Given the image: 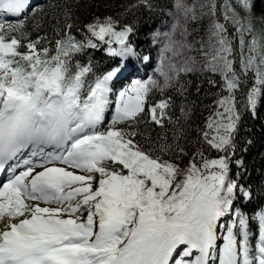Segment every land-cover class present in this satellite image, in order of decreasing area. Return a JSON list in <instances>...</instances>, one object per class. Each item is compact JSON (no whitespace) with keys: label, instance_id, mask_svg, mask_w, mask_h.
Listing matches in <instances>:
<instances>
[{"label":"snow or ice","instance_id":"snow-or-ice-1","mask_svg":"<svg viewBox=\"0 0 264 264\" xmlns=\"http://www.w3.org/2000/svg\"><path fill=\"white\" fill-rule=\"evenodd\" d=\"M81 7L0 0V264H264V0Z\"/></svg>","mask_w":264,"mask_h":264},{"label":"trees","instance_id":"trees-1","mask_svg":"<svg viewBox=\"0 0 264 264\" xmlns=\"http://www.w3.org/2000/svg\"><path fill=\"white\" fill-rule=\"evenodd\" d=\"M81 7L80 15L87 16L89 12L104 11L103 7H100L102 0H79ZM97 55H100V52L97 51ZM193 81L191 92L195 93V85L199 83L200 77L193 75L190 77ZM219 79V77H217ZM214 92V88L210 86L205 81L202 85L199 99L196 95L191 97L192 100L196 101L198 105H210L214 97L205 98V91ZM198 115L207 117L208 111L204 110L202 114L198 108ZM241 136L246 137L252 141L251 145L248 146L247 152L244 154L246 162L250 166H254L258 171L262 165H264V104L259 106L258 113L255 117L246 115L244 119V124L241 130Z\"/></svg>","mask_w":264,"mask_h":264},{"label":"rangeland","instance_id":"rangeland-1","mask_svg":"<svg viewBox=\"0 0 264 264\" xmlns=\"http://www.w3.org/2000/svg\"><path fill=\"white\" fill-rule=\"evenodd\" d=\"M191 2H194V3H200L202 2V0H191ZM197 59H200V57H197ZM150 70V69H149Z\"/></svg>","mask_w":264,"mask_h":264}]
</instances>
